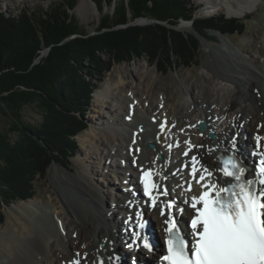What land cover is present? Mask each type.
I'll return each instance as SVG.
<instances>
[{"label":"bare ground","instance_id":"obj_1","mask_svg":"<svg viewBox=\"0 0 264 264\" xmlns=\"http://www.w3.org/2000/svg\"><path fill=\"white\" fill-rule=\"evenodd\" d=\"M1 1L5 0H0V3ZM210 2L215 6L224 2L234 6L235 10L230 12L231 15L243 12L246 14L259 6L264 7V0ZM81 5L88 8L86 0ZM182 27L190 28L188 24ZM228 42L225 40V45L215 50L218 53L210 54L203 61V66L213 72V75L203 76L204 83L201 88L195 92L189 86L182 88V102L175 114L172 112L174 108L168 106L166 96L159 98V104L165 103L162 109L159 106L155 108L153 103L150 105L151 109L147 108L138 94H127L120 98L121 105L116 107L112 118L103 122L92 137L95 145L92 151L97 154L95 162L103 170H109L110 173L107 171L102 174L105 180H110L112 175L117 179L120 177V191L116 193L112 190L115 187L111 185L100 190L99 183L92 179L93 168L85 167L84 173L74 179L69 174L56 170L52 174L58 199L53 201L52 197L53 204L46 208L29 199L28 202L18 203L8 210L9 225L2 232L0 240V264H74L75 261L80 264H155L156 260L159 261L158 257H161L158 254L160 243L167 237L165 220L169 219V215L160 214L162 202L176 196L179 197V205L189 206L192 196L195 195L184 189L191 181L189 172L192 156H196L201 164L213 171V180L224 185L230 181L221 180L217 150L232 151V141L235 139L236 148L245 159L251 175L255 169L252 163L256 164L257 159L253 153L264 152V64L255 57H251V60L259 66L251 64L250 53L259 47L252 48L244 58L239 53L238 58L234 56L236 51L231 49ZM222 47L229 49L230 55L226 53L227 49L222 51ZM259 49L264 56V48ZM216 65L218 68H215ZM97 90L95 93H99L100 89ZM131 108H135L134 114L131 113ZM122 110L125 111L124 115H121ZM164 117L170 118L167 131L159 128ZM199 120H205L208 124L204 137L200 135ZM139 124L144 125V131L138 130ZM210 131L216 134V138L208 137ZM134 137H137L136 146L139 151L136 149L132 153L129 147ZM257 137L261 138L260 141H257ZM151 141L156 143L155 150L148 148ZM184 141L203 147H196L187 156L180 157L189 149ZM171 142L175 144L174 149L168 151L167 146ZM177 142L179 147L176 146ZM106 149L108 150L104 151ZM159 153L163 155V159L158 157ZM133 157L140 159V165L136 169L140 173L141 167L151 166L168 177L165 182L169 189L168 195L159 198L156 209H152L150 203L145 205L141 196L138 198L134 195L135 190H141V186L134 180L135 173L129 169L133 167ZM109 158L111 161L107 164ZM185 164L188 167L183 170L182 166ZM196 167L199 169L200 164ZM128 170L133 174L131 178ZM199 175L198 172L197 178ZM124 180L129 183L123 184ZM157 181L163 183L161 178ZM124 186L127 187L125 192L122 191ZM194 188L198 192L202 189L196 183ZM106 189H109L108 193ZM108 194L114 201V209L102 202L106 204L110 197ZM120 212H124L123 217ZM137 213L141 215L138 217ZM170 214L174 216L171 211ZM140 217L150 221L157 242L151 251L144 250L142 245L141 250L145 252V256L141 258L140 251L135 246H127L134 239V232L129 227L134 225V230H137ZM179 223L184 229L188 228L184 218L181 217ZM143 259L149 261L145 262Z\"/></svg>","mask_w":264,"mask_h":264},{"label":"trees","instance_id":"obj_2","mask_svg":"<svg viewBox=\"0 0 264 264\" xmlns=\"http://www.w3.org/2000/svg\"><path fill=\"white\" fill-rule=\"evenodd\" d=\"M78 2L57 0L18 13L0 6V116L6 120L0 129V225L4 205L33 198L35 180L52 163L71 164L94 93L115 64L147 59L163 73L191 67L199 36L216 31L229 37L247 28L244 19L225 14L196 16L191 0H94L101 16L90 33L74 14ZM141 18L150 21L135 23ZM183 20L196 33L180 29ZM31 105L42 114L40 124L23 117Z\"/></svg>","mask_w":264,"mask_h":264},{"label":"rangeland","instance_id":"obj_3","mask_svg":"<svg viewBox=\"0 0 264 264\" xmlns=\"http://www.w3.org/2000/svg\"><path fill=\"white\" fill-rule=\"evenodd\" d=\"M52 1L57 0H5L1 1L0 6L7 13H18L20 10L25 8L33 10L38 9L41 6H47ZM82 1L83 0H79L77 7L74 10V14L86 30L93 33L95 28L98 26L101 13L97 9L94 0H86L88 8L81 5ZM210 1L211 0H191L193 8L196 9V16L206 17L210 15L225 14L227 17L244 19L247 24L245 32L240 35H229L230 39L222 36L216 31H211L207 38L199 36L200 48L197 61H195L191 67H172L169 68V71L163 73L159 72L156 65L149 63L147 59H135L130 62L115 64L105 75V80L99 84V93L94 94L93 103L91 104L89 113L85 116L88 128L78 135L80 145L76 150V156L72 158V162L71 164H68V168L60 163H52L48 167L46 173L35 180L36 193L30 200H34L40 206H44L46 208L49 207L50 204H53V201L58 199L55 185L53 183L54 175L52 173L56 172V170H61L69 174L74 179V177H78V175L84 173L85 167L93 168L94 174L92 179L94 182L99 183L98 187H100V190H102L103 187L107 188L108 185H111L115 187L112 190L117 193V191H120L119 187L122 185L119 186L115 176H112L110 180H105V177L102 174L103 172H106V170H103V168L98 166L95 162L97 154L92 151L95 146L93 145L94 143L92 142V137L95 134V130L98 131L101 125H103V122H107L110 118H112L116 107L121 105L120 98H124L123 96L126 97L127 94L136 96L138 94L140 97L139 99L144 101L147 108H149L152 103L155 108H158V106L160 107L159 98L166 96L168 98V106L174 108L172 112L175 114L179 111V103L182 102V88L189 86L192 88L191 90L193 92L198 91L204 83L203 76L211 77L213 75V72L208 71L203 66V61L208 59L210 54L218 53L215 50H219L223 44L225 45V40H228V43L231 45V49L234 48L236 51V55H234L236 57H238V54L240 53V56L244 58V56H247L249 52H251L250 50L252 48H264L263 6H259L257 9L255 8L253 12H248L246 14L243 12L241 14L238 13L231 15L230 12L235 10L234 6L226 2L215 6L214 3H211ZM104 11L108 12V8H105ZM135 23L146 24L148 23V20L141 18L136 20ZM185 24H188L190 28L184 29L182 26ZM179 28L185 32L196 33L191 25V22L183 21L179 24ZM259 48L255 52L250 53V60L251 57H255L264 64V56ZM224 49L227 48L222 47V51ZM226 53L230 55L231 51L227 49ZM103 57H106V55ZM251 64L256 65L257 63H254L251 60ZM215 68H218V65H216ZM228 84L232 85L230 82ZM120 112H123L121 115H124L125 113L124 110ZM3 117L4 116H0V129L3 128L6 121ZM23 117L25 120L33 124H40L42 122V114L35 105L25 107ZM18 135L19 134H16L15 136L18 137ZM107 150L108 149L104 151ZM110 161L111 159L109 158L107 164H109ZM115 161L119 163L118 160ZM252 164H254V162ZM90 178L91 177H89V179ZM115 181L116 184L114 183ZM108 191L109 189H106V193H108ZM109 196L110 195L108 194V197ZM107 199L106 204L102 201L103 204L106 206L108 204L110 208L114 209V201H112L111 196ZM28 201L29 200L18 201L11 205H4L3 212L5 214V221L0 225V240L3 235L2 232L6 230L9 225L8 210L11 207H14V205L16 206L18 203H25ZM142 254L145 256V252L143 253V250Z\"/></svg>","mask_w":264,"mask_h":264},{"label":"snow or ice","instance_id":"obj_4","mask_svg":"<svg viewBox=\"0 0 264 264\" xmlns=\"http://www.w3.org/2000/svg\"><path fill=\"white\" fill-rule=\"evenodd\" d=\"M163 128L164 124L161 125ZM260 139L257 137V141ZM184 143L191 145V141ZM176 146L179 147V142ZM168 147L171 149L172 145ZM192 147L203 145H191L183 155L187 156ZM253 155L260 159L249 176L233 139L231 155L218 158L222 164L219 169L221 180L231 181L224 186L212 179L213 171L201 164L196 156L191 157L189 176L201 185L203 191L191 198V208L196 214L190 222V239L176 223L175 216L170 214L175 202L169 200L160 207L162 216L169 215V219L165 220L167 254L162 257L167 264H264V152H254ZM197 164H200L199 169ZM183 167L187 168L188 165ZM198 172L200 175L197 178ZM142 173L144 193L149 197V206L155 208L159 196L168 195V190L165 187L162 193L159 191L160 185L152 179V169L142 170ZM191 190L192 185L189 183L188 191ZM140 215L137 213L138 217ZM138 227L143 229L145 224H139ZM133 236V243L129 247L142 244L152 249L146 235L143 239L138 232ZM74 264L80 262L75 261Z\"/></svg>","mask_w":264,"mask_h":264},{"label":"water","instance_id":"obj_5","mask_svg":"<svg viewBox=\"0 0 264 264\" xmlns=\"http://www.w3.org/2000/svg\"><path fill=\"white\" fill-rule=\"evenodd\" d=\"M46 53H47V51L44 50V51L42 52V55H44V54H46ZM42 55H41V56H42ZM41 56H40V57H41ZM40 57H39V58H40ZM39 58L36 60V62L39 61ZM204 126H205V124L202 123V124H201V127H202L203 129H204ZM212 136H213V134H212Z\"/></svg>","mask_w":264,"mask_h":264},{"label":"clouds","instance_id":"obj_6","mask_svg":"<svg viewBox=\"0 0 264 264\" xmlns=\"http://www.w3.org/2000/svg\"><path fill=\"white\" fill-rule=\"evenodd\" d=\"M46 51V50H45ZM47 54V53H46ZM45 55V54H44Z\"/></svg>","mask_w":264,"mask_h":264}]
</instances>
